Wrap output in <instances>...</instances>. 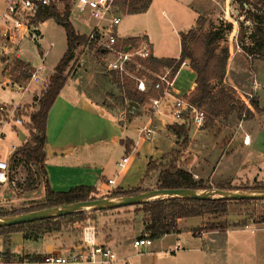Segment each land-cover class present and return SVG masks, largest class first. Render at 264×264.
<instances>
[{
  "label": "crops",
  "instance_id": "obj_1",
  "mask_svg": "<svg viewBox=\"0 0 264 264\" xmlns=\"http://www.w3.org/2000/svg\"><path fill=\"white\" fill-rule=\"evenodd\" d=\"M214 3H217V0H150L148 8L144 12L125 14L135 17L133 28L127 36H122L119 34L118 26V35L123 39L143 37L150 43L154 58L177 59L180 54V35L193 28L198 18L203 21L204 31L216 25L206 20L209 10L214 9ZM120 31L124 33L123 29ZM104 55L106 57V54ZM80 61L78 64L81 67L83 63ZM107 61L106 58V63ZM184 70H187V74L192 77L190 88L182 93L185 96L195 87V74L189 66L180 68L176 76V88L179 87L177 81ZM108 74L111 75L109 71ZM80 78V75L76 76V79L73 76H67L63 88L52 103L47 115L44 147L46 183L53 192H64L74 186L85 185L94 187L100 194H106L113 189L127 190L142 187V178L139 177L135 182H131L133 179L130 180L129 173L140 171V175H143L147 163L153 156H161L165 149L171 148L175 144L178 139L173 138L174 134L168 126L176 122L168 115V108L165 105L161 104L158 112L151 111L150 101L147 103L146 99L154 98L150 96H147L146 101L144 100L142 104L135 102L129 104L126 109L129 115L128 119L125 116L123 121H118L117 114L121 110L119 109V111L117 106L112 105L113 103L107 104V108L103 99L107 90H110L111 93L114 92L115 88L110 79L102 77L96 88L90 91L88 81L83 82ZM77 79L79 83H76ZM0 83H2L1 75ZM34 90L32 89V92ZM250 111L252 115L248 119L256 124L241 135V149L260 158V162L257 166L255 165V168L261 172L264 170V115H258L256 112L255 114L253 109ZM149 117L156 126V133L151 138L152 141L147 143L149 156L144 155L143 164L128 166L129 156L146 144L144 140L147 141V139L141 136L138 130ZM167 117H170V120ZM9 127L7 138L12 141V145H19L21 138L23 141L26 139V133L20 127L12 124ZM0 132H2L1 129ZM202 133L201 130L190 136L193 148L196 146L194 142L203 136ZM13 134H15V141L11 139ZM3 135L5 138V134ZM245 136L248 137V142L244 144ZM101 143L120 146L123 151L121 159L125 156L128 157L127 164L125 163L123 169H119L120 172L122 171L119 182L112 176L106 177L104 170L100 167L109 160V155L105 154V150L99 147L97 155H95L92 154V149L88 148L92 145L98 147ZM197 148L201 152L206 148V144L201 143L197 145ZM211 152L212 147L204 150L202 154H206L207 157L213 155ZM203 155L200 156L204 159ZM94 156L99 157V162L93 161ZM100 157H104V159ZM121 161L118 160V162ZM210 161L209 157L204 159L201 168H193L195 173L191 169L188 171L199 179L198 176L204 173L203 170L211 163ZM17 178L15 174L13 179L16 182ZM108 179H113L114 184L108 185ZM260 179L259 181H264V176ZM40 186L43 187V185L38 187ZM20 192L18 188L13 189L8 185L0 186V207L15 204V200L19 203L25 202L20 199L26 192ZM207 216L210 215L177 219L174 232L152 241L149 246L141 247L139 253H136L132 244L133 240L142 233V222L137 229L135 226L131 227L134 234L131 240L124 236L121 237L118 232L121 231V228L119 230V227L113 226L110 227L107 236L103 237L97 234V239L115 252L117 260L114 264H125L126 261L132 264H264V221L234 226L233 224L238 221L231 220L228 221L230 225L223 230H211L204 227ZM199 231L202 234H198ZM82 235L83 229L75 226L69 231L47 233L29 249L21 243L11 244L9 252L15 256L27 254L42 256L48 253L67 256L79 249L82 244ZM176 243L180 245V249L171 255L167 254L165 251L171 249ZM21 248L30 251L27 254H20ZM132 258H136L137 261L131 262ZM11 261L18 263L21 259L13 257Z\"/></svg>",
  "mask_w": 264,
  "mask_h": 264
},
{
  "label": "rangeland",
  "instance_id": "obj_2",
  "mask_svg": "<svg viewBox=\"0 0 264 264\" xmlns=\"http://www.w3.org/2000/svg\"><path fill=\"white\" fill-rule=\"evenodd\" d=\"M60 13H63L62 9H60ZM122 14L121 23L119 25V34L127 36L133 28L135 17L125 15L127 14L126 7L123 8ZM207 15L206 20L210 21V23L218 24L220 21L223 23H232V29L231 31L225 33V42H223V44L228 46L229 50L226 76L223 84L227 89H229L228 87L231 85L234 86H231L233 88V92H227L239 103L240 116L236 113H232L227 119L218 117L214 120L212 127L205 128L204 125L206 119L208 118V114L203 108H200V110H203L204 112L203 124L197 127L188 123L185 127L187 135V141L185 143L182 142L181 137H177L174 134L173 138L178 139L175 144L171 148L165 149L161 156H153V158L147 163V167L143 175H140V171H133V173H129L130 180L133 179L131 182H135L139 177L142 178L141 188L147 190L155 189L161 172L166 168L179 167L185 171L191 169V171L195 173L193 168H201L203 166L202 164L204 163V159H207L208 157L211 159V163L206 166L207 168L204 167V173L198 176L199 179L194 176L193 178L195 180H201L205 186L209 187V189L215 188L216 185H227L233 188H246L255 185H264V181H259L261 180L260 178L264 176V170L259 172V170L255 168L260 162V158L255 154L250 155L241 149V135L245 130L253 128L256 122L254 123L248 119L245 111L249 108L240 99L238 93L243 95V97H246L245 93H251L252 99H255L260 107L264 104V59L250 58L246 56L244 51L240 48L237 38L240 23L247 31L252 27L249 20L250 16L240 7L238 3H236L235 0H217V3H214V9L209 10ZM244 16H246V20L244 19ZM69 21L78 34L87 35L94 25L92 19L81 17L75 10L72 9L69 11ZM39 28L40 36L36 41L28 35H19L17 39H14L15 43H9L5 48V54L8 58H10V60H12V63L10 64L12 76L17 81L28 78L27 74H21L18 71H22V67L19 69L16 68L15 64L17 59L26 64L28 68L34 69L39 66L41 52L44 53V62L40 65L41 70L39 72L41 82L37 86L33 85L31 87V90L36 88L34 92L38 91L39 86L42 85L41 83L43 81L46 82L49 78V75L53 72V68L65 52L66 47L64 29L54 19L49 18L41 21L39 23ZM121 29L124 30V33H121ZM173 43L176 44L175 42ZM98 48L97 44H95L91 49H88L85 46H78V49H76L77 51L74 52V57L76 59L69 63L65 71L67 76H73L76 79V76L80 75V79L83 82L88 81V88L90 91H93V89L96 88V85L99 84L102 77L111 78V75L108 74L106 69V58L109 59V56L106 55L105 57L103 53H100L97 50ZM16 55L18 57L17 59H15ZM78 61L83 63V66L80 67ZM186 71L187 70L183 71L177 81V85L179 87L175 88L176 96H183L182 93H185L186 90L190 88L192 77L188 75ZM253 80H255L258 84V87L255 90L252 84ZM78 81L79 80L77 79L76 83H79ZM109 91L110 90H107L103 95L104 103H106L105 106L107 108V104L113 103L112 105L117 106L118 110L128 109L129 103L128 105H126V103L122 106L121 97L117 90L114 89L113 93ZM31 97L32 93L30 92L24 94L20 98V94L15 93L14 89H11L10 85L0 83V103L9 105L12 103L15 105L19 102L21 108L17 111V113L24 114L32 111L37 102L33 100V97L31 99ZM146 99L147 103H149L148 98ZM249 104L252 108L250 101ZM128 117L129 115L126 112V119H128ZM5 118L6 117L3 113L0 114V129L2 130V133L5 134V138H0V159L3 160H6L7 155L13 146L12 141L7 138L8 129L10 128L9 126L11 123H4ZM167 119L170 120V117H167ZM201 130L203 131V136L201 139L194 142L196 143V146L193 148L190 136H192L194 132ZM25 133L27 135L26 131ZM11 139H13V141L16 140L15 134H13ZM144 141L146 144L141 149L138 148V154L135 152L129 156L128 164L126 163L128 166L132 164L137 165L138 163L143 164L145 158L144 155L146 154L149 156L147 143H150L152 139ZM201 143H205L206 148L202 149L200 152L197 145H200ZM99 147H102L101 149L105 150V154L107 153L109 155V160L104 163V166H100L98 163L97 164L104 170V175L106 177L112 176L119 182L121 180L122 171H119L117 163L118 160H122V148L109 143H101L98 147L92 145L88 148L92 149V154L97 155ZM210 147H212L211 153L213 155L206 157V154L203 155L202 152L208 148L210 149ZM200 155H203L204 159ZM100 158L104 159V157ZM140 159L143 160L141 161ZM93 161L99 162V157L94 156ZM148 168L149 172H147ZM16 171V175L18 177V191L22 192L21 187H24L26 183L24 182V179L27 177V171L22 165L17 166ZM34 176L40 178V174L38 172L35 173ZM39 185H43V183L40 182ZM43 193V187H37L36 189L23 194L20 201L25 200V202L19 203L15 200V204H8L7 207H0V211L16 209L22 206H27L31 203L43 202ZM209 215L210 216H207L208 218L206 219L204 227L211 230H223L230 225L228 224V221L231 220H237L238 224L261 222L264 221V200H256L242 205L233 204L225 213ZM86 217L87 219L83 222L80 228L83 229L85 225L92 224L94 225L97 234L105 237L107 236L110 227H119V230L121 228V231L118 232L121 237L124 236V238L131 240L134 235L131 231V227L135 226V229H137L141 222H143L144 214L139 211L138 207L128 206L104 211H96L86 214ZM60 231H65V229H61ZM46 234L47 233L38 234L35 239H24L23 232L6 234L0 237V251H10L11 244L15 245L18 243L24 244V247L29 249V247L31 248L34 243H38ZM198 234H202L201 231H199ZM27 249L24 250L21 248L20 254H27L28 251H30ZM129 252V254H131V251ZM135 261H137L136 258H132L131 262Z\"/></svg>",
  "mask_w": 264,
  "mask_h": 264
},
{
  "label": "trees",
  "instance_id": "obj_3",
  "mask_svg": "<svg viewBox=\"0 0 264 264\" xmlns=\"http://www.w3.org/2000/svg\"><path fill=\"white\" fill-rule=\"evenodd\" d=\"M63 5V13H60L56 7L39 8L35 14L34 21L40 23L45 19L52 18L64 29L66 48L62 57L53 68L49 76L45 89L41 92L39 98L33 100L37 102L35 107L29 113H16V117L22 120L20 128L27 132L26 139L21 142L13 153L10 164L9 181L14 180L16 167L22 165L27 171V177L24 179L25 185L21 187L22 192L36 189L39 183H43V202L31 203L12 210L0 211V217L17 215L30 211H36L47 207H60L66 204L93 200L97 198H114L119 196L131 195L143 192L147 189L134 187L127 190L113 189L106 194H100L94 187L79 185L70 188L64 192H53L45 181L44 159L46 144V120L52 103L63 88L67 74L66 68L74 60V52L78 46H85L88 49L93 48L95 43L88 41L85 34H78L69 21L70 0H60ZM236 3L244 9L251 22V28L247 31L242 24L238 28V42L240 48L246 56L250 58L264 59V0H235ZM261 1V2H260ZM122 8L126 7L127 14L144 12L150 0H120ZM125 6V7H124ZM246 16H244V19ZM232 23H223L213 25L209 30H203V21L198 18L193 28L180 35V54L177 59H157L153 56L142 63L154 71H160L164 66H170L176 62L172 71L174 74L181 61L186 60L188 66L195 74V87L185 96L186 101L191 108H203L208 114L205 121V128H210L216 118L227 119L232 113L240 116V105L227 91H232L229 86L227 89L223 81L226 76V67L229 58L228 46L225 42V33L231 31ZM137 38H127L123 45H132ZM102 53L101 49H97ZM104 54V53H103ZM16 68L28 69L27 65L17 60ZM70 69V68H69ZM21 72L20 70H18ZM22 74V73H21ZM110 82L120 94L121 101L132 104L133 102L142 104L147 96L157 98L160 91L149 88L147 93H141L136 90L132 81L120 78L113 72H110ZM219 81H221L219 83ZM122 106L125 103H122ZM253 110L258 115H264V104L259 106L255 99H250ZM127 105V104H126ZM245 114L248 117L252 115L249 109ZM246 116V115H245ZM168 128L177 137L182 138V142L187 141L186 128L184 124H171ZM40 174V178L34 176ZM149 172V168L147 170ZM17 187V182H16ZM18 188V187H17ZM159 189H180L190 188L195 190L209 189L201 180H195L193 175L179 167H170L163 170L159 176L157 187ZM215 188L226 190H251L264 189V185H255L246 188H233L227 185H216ZM256 200H228L224 198H214L209 200H195L189 198H163L149 201L147 203L134 205L143 212V229L140 236L149 238L151 241L160 239L163 235L176 230V220L180 218H191L203 216L206 214H222L229 210L231 205H242L254 202ZM104 210H88L75 212L70 215L33 221L30 223L18 224L8 227H0V237L15 232H23V238L35 239L38 234L60 231L61 229L81 227L87 219L86 214ZM234 226H242L245 223H234ZM69 231V230H68ZM4 260L23 259L30 257L38 260L39 255H13L9 251L0 252Z\"/></svg>",
  "mask_w": 264,
  "mask_h": 264
},
{
  "label": "built area",
  "instance_id": "obj_4",
  "mask_svg": "<svg viewBox=\"0 0 264 264\" xmlns=\"http://www.w3.org/2000/svg\"><path fill=\"white\" fill-rule=\"evenodd\" d=\"M45 7H56L59 12L60 9L63 10L60 0H0V75L2 76V83L10 85L15 93L20 94V98L31 92L33 99H37L45 89L48 79L46 82L41 83L42 85L39 86L38 91L32 92L31 90L33 85L37 86L41 82L39 72L41 70L40 65L44 62V53H41L39 66L34 69L23 68L20 72L27 74L28 78L17 81L12 76L10 67L12 60L5 54V48L7 44L15 43L14 39H17L19 35H28L35 41L39 38V23L33 19L37 10ZM70 9L75 10L81 17L93 20L94 25L86 35L87 40L93 41L102 53L109 56L106 63V69L109 72L132 81L136 90L141 93H146L148 88L160 91L159 97L149 100L151 111L158 112V108L162 104L168 108L169 116L176 123L180 122L179 124H184L185 127L188 123L197 127L203 124V110L191 108L185 99L186 95H175L176 76L180 68L188 66L186 60L179 63L173 75L171 74L176 62L170 66L162 67L160 71H154L142 63L153 56L151 45L147 40L143 37H137L134 44L123 45L125 39L120 38L117 31L123 15L120 0H70ZM15 57V59L18 58L17 55ZM252 84L255 90L258 84L255 80L252 81ZM238 94L244 104L251 110L249 101L252 99V94L245 93L246 97H243L240 93ZM20 108L19 102L15 105L0 103V114L3 113L6 117L4 123L21 127L22 120L16 117V113ZM126 112V109H123L117 114L118 121L125 119ZM138 131L144 138L151 139L156 133V126L149 117ZM1 137H4L2 132L0 133ZM247 138V136L244 137V144L248 142ZM17 147L18 145L11 147L6 160L0 159V186L8 185L13 189L17 188L15 179L12 181L8 179L13 153ZM127 159L128 157L125 156L121 162L117 163L119 169L124 168ZM107 184H114V180L108 179ZM151 242L149 238L139 234L133 240L132 246L136 253H139L141 247L149 246ZM179 249L180 245L176 243L165 252L171 255ZM116 260L117 256L112 248L98 241L96 229L92 224L84 226L82 244L79 249L74 250L67 256L48 253L40 256L38 260L27 257L15 263L11 260H4L0 254V264H114ZM125 264L132 263L126 261Z\"/></svg>",
  "mask_w": 264,
  "mask_h": 264
},
{
  "label": "water",
  "instance_id": "obj_5",
  "mask_svg": "<svg viewBox=\"0 0 264 264\" xmlns=\"http://www.w3.org/2000/svg\"><path fill=\"white\" fill-rule=\"evenodd\" d=\"M220 82L221 81H219V83ZM20 141L22 142L23 139L21 138ZM163 198H189L195 200H209L214 198H224L228 200H264V189H251L243 191L218 188L203 190H195L190 188H155L131 195L78 201L60 207H47L17 215L3 216L0 217V227H8L44 219L58 218L80 211L110 210L134 206Z\"/></svg>",
  "mask_w": 264,
  "mask_h": 264
}]
</instances>
